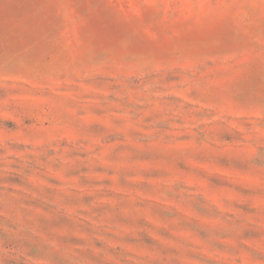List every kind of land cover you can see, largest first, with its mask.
<instances>
[{
    "label": "rangeland",
    "instance_id": "1",
    "mask_svg": "<svg viewBox=\"0 0 264 264\" xmlns=\"http://www.w3.org/2000/svg\"><path fill=\"white\" fill-rule=\"evenodd\" d=\"M0 264H264V0H0Z\"/></svg>",
    "mask_w": 264,
    "mask_h": 264
}]
</instances>
